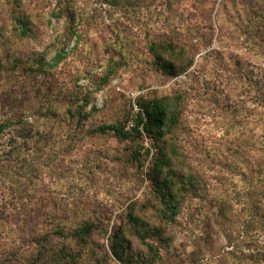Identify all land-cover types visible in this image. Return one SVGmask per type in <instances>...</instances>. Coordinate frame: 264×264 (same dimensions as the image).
<instances>
[{
  "label": "rangeland",
  "instance_id": "obj_1",
  "mask_svg": "<svg viewBox=\"0 0 264 264\" xmlns=\"http://www.w3.org/2000/svg\"><path fill=\"white\" fill-rule=\"evenodd\" d=\"M35 1H25L26 9L37 13L35 35L22 38L10 31L7 11L15 3L0 0V123L23 119V124H12L0 135V164H8L2 153L16 132L21 133L17 143H25L21 156H16L19 150L12 152L10 164L2 170L0 264L29 262L42 247L43 251L53 247L47 255L52 259L55 248L62 245L77 253L74 264H118L109 258L108 238L112 229L124 228L129 208L134 206L135 213L145 215L151 224L160 223L147 209L155 200L146 170L157 147L147 135L149 139L133 142L113 131L94 130L101 124L122 125L132 112L134 98L136 103L153 97L174 101L180 92H186L180 123L167 140L174 145L177 139L194 157L203 159L211 198L186 202L176 223H162L169 244L160 247L156 238L150 239L160 247L161 259L155 264L216 263L222 251L234 249L227 244L221 228L224 221L217 216L214 201L228 187L219 164L232 141L227 120L233 113L228 107L238 106V112L250 119L256 110L248 96L235 88L237 71L226 83L210 70H218L215 63L228 52L230 59L242 57L244 67L255 77L264 72V50L243 37L219 38L218 12L226 0H135L118 7L98 0H74L77 11L84 14L77 41L67 36L68 55L57 66H49L55 53L52 43L61 36L64 20L49 15L56 0ZM229 17L239 22L235 13L221 15L219 20ZM194 26L212 42L185 72L174 77L158 71L152 65L149 42H174V27ZM210 51L216 53L206 59ZM42 55L44 66L38 69ZM110 66L114 72L101 84ZM211 89H219L218 96ZM77 103L85 115L81 123L68 115ZM42 131L48 137L39 148L37 133ZM138 147L143 167L132 160ZM81 215L96 226L85 247L74 238L59 240L51 232L52 225H77ZM230 225L228 232L235 236L236 227ZM126 236L133 250H143L136 237L129 232ZM259 240L263 245L264 236Z\"/></svg>",
  "mask_w": 264,
  "mask_h": 264
},
{
  "label": "trees",
  "instance_id": "obj_2",
  "mask_svg": "<svg viewBox=\"0 0 264 264\" xmlns=\"http://www.w3.org/2000/svg\"><path fill=\"white\" fill-rule=\"evenodd\" d=\"M25 1L12 0L15 5L12 6L10 3L7 13L11 21L10 31L16 32L19 37L31 38L36 32L33 18L37 17L35 16L37 13L27 10ZM28 1L37 3L35 0ZM72 1L74 0H56L55 6L49 11L50 17L64 20V30L52 43L55 53L46 65L57 66L65 60L68 55L67 36L77 41L79 24L83 22L84 14L77 11ZM98 1L116 7L135 3V0ZM41 6L44 8L43 4ZM31 9L35 8L31 7ZM234 13L239 16L237 23L230 17L224 21L219 20L221 15ZM218 17L220 39L233 40L243 37L254 43V48L264 50V0H226V4L219 8ZM174 29H176L174 42L171 40L150 41L148 47L152 56V65L158 71L175 77L194 64L196 55L202 48L207 47L212 39L202 35L197 26L185 29L174 27ZM215 53L208 52L206 59ZM227 58L228 52L226 57L221 56L218 63H215L219 69L213 68L210 71L223 78L222 80L226 83L230 82L234 72L237 71L239 77L235 81V88L241 94L248 96L250 102L254 103L256 112L250 119L247 115L243 116L238 112V106L228 107L233 113L227 120V131L230 132L232 141L226 151L227 157L219 163L228 177H226L228 187L214 201L218 207L217 216L224 221V227L221 228L225 233L227 244L234 249L222 251L216 258V263L211 264H264V244H260L259 240L260 235L264 236V72L257 73L253 77L252 71L244 67L242 57L228 58V60ZM38 60V69H42L43 55ZM114 69L115 67L110 66L105 70L100 79L101 84L107 81ZM242 69H244L243 73ZM219 91V89L212 90L214 96H218L215 92ZM185 95L186 92L175 94L174 101L170 97L139 99L137 104L140 111L136 114L134 127L130 130L125 129L127 120L122 125L101 124L94 130L102 134L113 131L119 138L133 142L147 135L157 147V153L146 170V177L148 175L152 181L151 191L155 200L147 209L160 223L151 224L145 215L135 213L134 206L129 208L125 214L124 228L120 226L118 229H112L108 238L109 258L118 264H155L161 259L159 253L161 245L169 244V237L164 233L162 223L165 225L176 223L186 202L193 199L208 201L211 198L203 159L194 157L192 152L185 149L177 139H174V145L167 140V134L180 123L181 105L185 101ZM81 108L82 104L77 103L72 111H68V115L78 123L85 120ZM51 118L53 117H50V120ZM15 123L23 124V119H17L15 122H1L0 135ZM24 130L22 126L20 131ZM28 133L29 131H26L25 134ZM37 134L38 146L43 148V142L47 140L48 134L45 131ZM20 135L21 133L16 132L10 140L8 150L2 153L7 158L8 164L11 162L9 157L12 152L19 150L16 156H21L20 149L25 143H17ZM140 150L139 148L132 152V160L143 167ZM144 150L148 151L147 148ZM20 160L25 159L20 157ZM8 164H0V180H2V170ZM80 218L81 220L75 226L52 225L50 230L59 240L74 238L80 247H85L88 236L96 226L84 219L83 215ZM229 224L236 227L235 236L228 232ZM126 232L136 237L143 250L131 248ZM152 237L157 239L160 247L150 240ZM43 248L45 247L38 250L33 260L23 264H74L78 258L77 253H72L66 245L55 248L56 255L52 259L47 255L50 250H54L53 247H48L46 251H43ZM245 248L253 251L246 252Z\"/></svg>",
  "mask_w": 264,
  "mask_h": 264
},
{
  "label": "built area",
  "instance_id": "obj_3",
  "mask_svg": "<svg viewBox=\"0 0 264 264\" xmlns=\"http://www.w3.org/2000/svg\"><path fill=\"white\" fill-rule=\"evenodd\" d=\"M139 111H140V109H139L137 103L135 102V98H134V100H133V102H132V112H131V114H130V116H129V118L127 119L126 124H125V129H126V130H130V129H132V128L134 127V124H135V122H134V118H135L136 114H137ZM144 137H147V136L144 135ZM147 138H148V137H147ZM148 139H149V138H148Z\"/></svg>",
  "mask_w": 264,
  "mask_h": 264
}]
</instances>
